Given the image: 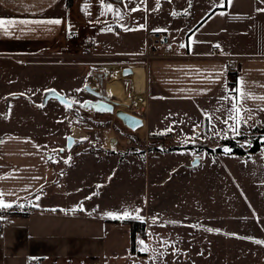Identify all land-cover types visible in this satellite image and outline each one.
I'll return each instance as SVG.
<instances>
[{"label": "crops", "instance_id": "0c3cea01", "mask_svg": "<svg viewBox=\"0 0 264 264\" xmlns=\"http://www.w3.org/2000/svg\"><path fill=\"white\" fill-rule=\"evenodd\" d=\"M106 4H111L113 11H108ZM258 9H264V0H232L231 3L228 0H75L71 8H68L66 0H0V18L62 21L60 25L17 24L10 28L8 34L0 30V199L11 205L0 208V212H29L28 217L10 219L24 218L36 227L45 222L44 230L39 227L40 233L49 237L48 221L52 218H94L96 216H91L90 211L95 212L100 203L105 209L111 208L110 202L101 201L102 197L104 200L105 197L111 198V174H102L103 177L93 179L90 184L82 181L77 185L80 186L76 188L80 206L76 211L71 210L75 214L69 216L65 209L54 204L66 174L76 170L84 176L89 170L79 167L82 159L104 155L86 152L77 158L75 164L57 171V165L49 162L54 148L45 144L48 135L32 128L38 126L34 118L54 108V98L47 99L49 93L61 96L68 93V69L80 68L81 81L66 98L72 104L73 101L84 103L90 100H79L82 92L89 94L86 87L90 78H99L96 85L102 91L104 89L102 73L95 76H90V73L101 71L103 67H109V62L119 60L122 66L114 69H133V75L127 77L133 76L134 81L139 77V82H136L142 83L144 89L146 81L144 127L154 134H169L175 147L192 145L187 149L171 148L165 152L144 154L143 193L145 189L147 198L145 214L142 215L150 226V215L166 211L167 203L163 200H150L153 190L163 197V190L159 189L168 183L166 175H177L172 188L179 182L190 185L194 181L192 174L201 165L205 154L194 152L197 149H193L192 140L201 137L207 127L211 132L210 114L214 107L223 102L230 109L229 98L237 95L240 81H244V91L253 97L264 96V11ZM125 28L133 30L125 31ZM148 33L168 34L175 57L146 62L142 57ZM90 41L95 43L93 53L82 55L80 51L86 49ZM216 45L220 46L222 53L213 51ZM225 55L235 62L242 60L234 90L228 85ZM54 68L59 81L55 86L46 82L53 77ZM143 73L145 80L142 79ZM114 77L118 78L116 73ZM63 79L67 83L64 88ZM36 80H40L38 87L33 86ZM93 88L99 90L98 86ZM117 88H121L120 82L114 81L110 90ZM89 95L95 100L93 95ZM152 103L156 107L151 108ZM143 104L145 106L144 101ZM243 107L251 110L252 119L247 121L248 126L264 123V111L259 110L264 108V101L248 99L243 102ZM56 109L55 121L59 123L60 108ZM23 113L28 119L21 123L20 114ZM163 113L166 120H158ZM190 117L189 128H183ZM232 123L228 121L226 127ZM186 151L190 153L181 155ZM109 157L104 158L108 161ZM170 157L174 160L168 166L164 165L162 161ZM196 160L200 161L198 166L195 165ZM80 191H83L81 195ZM20 206H27V210H17ZM112 206L115 208L116 203ZM125 221L100 219V222H110L106 223L108 226L111 222L122 224ZM10 236L12 231H7L1 238ZM13 236L16 242H20L21 237L16 232Z\"/></svg>", "mask_w": 264, "mask_h": 264}, {"label": "rangeland", "instance_id": "374dc122", "mask_svg": "<svg viewBox=\"0 0 264 264\" xmlns=\"http://www.w3.org/2000/svg\"><path fill=\"white\" fill-rule=\"evenodd\" d=\"M80 52L82 55H90L87 49ZM109 63V67H103L101 71L93 70L90 76L102 73L104 90L109 93L112 101L119 103L116 110H124L144 119L146 81L144 91L139 92L133 76L123 77L125 71L121 68L114 69L122 66L121 61ZM68 70V93L62 95L65 97H70V93L81 81L80 68ZM114 73L118 78L114 77ZM55 74L54 68L53 77L46 82L59 85ZM139 80L138 77V82ZM114 81L120 82L121 88L112 91L109 89L108 92V85L111 88ZM39 82L40 80H36L33 86L38 87ZM66 84L63 79L62 87ZM96 84L97 80L90 78L88 86H98L100 89ZM82 98L79 102L94 100L85 91L82 92ZM138 103L143 106L136 108ZM52 105L54 108L49 109L46 114L34 118L38 126L32 129L48 135L45 144L54 148L49 162L57 165V171L75 164L77 158L86 152L104 155L89 160L82 159L79 167L89 170L84 176L76 170L66 174L54 204L65 209V214L69 216L75 214L80 206L76 190L80 186L77 185H81L82 181L90 184L93 179L103 177L102 174H111V198H101V201L110 202L111 208L105 209L100 203L95 212L90 211L93 214L91 216H96L94 218H52L48 221L49 237L40 233L39 227L44 230L45 222L36 227L24 218L12 220L8 212L1 211L3 230H0V264H264V146L251 157L208 155L207 151L222 148V142L228 138H236L239 145L249 149L258 137L249 130L264 128L263 122L251 126L242 125L239 127L240 134L237 135L223 123L228 118L229 106L223 102L217 104L210 114L211 132L206 123L204 129L207 128L202 136L192 140L193 149H197L194 152L206 155H201V165L192 174L194 181L190 185L179 182L172 188L177 175H166L168 183L159 189L163 190V197H159L155 190L150 195V200L161 199L167 203L166 211L150 215L149 226L143 220L147 198L145 189L143 193L144 154L152 151L165 152L175 147L169 134H154L148 127L133 132L115 114L96 113L91 107H86L85 102L76 104L73 101V107H66L52 99ZM56 107L60 108L59 123L55 121ZM154 107L156 104L152 103L151 108ZM24 113L20 114L21 123L28 119ZM164 114L158 120L165 121ZM189 121L191 122V117L188 124L182 127L189 128ZM69 136L76 140L71 150L67 148ZM223 149L224 153H230L229 148ZM113 153L117 155H112ZM189 153L186 151L181 155ZM105 156H110L108 161ZM171 160H174L173 157L162 162L168 166ZM50 171L54 172V169ZM82 193L80 191L79 195ZM114 202L115 208L112 206ZM18 208L27 210V206L16 209L19 210ZM137 209L138 213L135 211ZM124 211L131 215L116 219H126L127 224L111 222V226H108L106 223L110 222H100L102 217L114 219L108 213L119 214ZM130 220L145 226V231L138 232L134 239L128 224ZM7 231H12V236L2 239V234ZM15 232L21 237L20 242L15 241ZM138 234H142V238H138Z\"/></svg>", "mask_w": 264, "mask_h": 264}, {"label": "snow or ice", "instance_id": "6c2138e0", "mask_svg": "<svg viewBox=\"0 0 264 264\" xmlns=\"http://www.w3.org/2000/svg\"><path fill=\"white\" fill-rule=\"evenodd\" d=\"M171 2V0H169ZM229 3L232 2V0H228ZM108 11H113L111 4L104 5ZM223 6V5H222ZM135 10V9H132ZM259 11H264V9H258ZM173 15H175L173 13ZM117 16L119 18V13H117ZM62 23L59 19H49V20H21V21H15V20H9V19H3L0 18V30H2L5 34L9 33V30L12 26H15L17 24L20 25H60ZM111 29H109L110 31ZM125 31L133 30L125 28ZM157 31H162L161 29H157ZM181 47H184V45H181ZM217 48H219V45H216ZM237 95L235 98H229V102L231 103V108L229 109V115L226 120L223 121V123L228 124V121H233L231 125H229V128L231 131L235 132L237 135H239V127L244 125H247V121L252 119L250 113V109H246L243 107V102L248 99H259L261 101H264V96L262 97H253L250 93H247L244 91V81L239 82V87L236 90ZM67 107V105H66ZM260 111H264V108L259 109ZM245 113H248V115H245ZM60 151H63V149H60ZM11 207L10 204L5 203L2 199H0V208H9ZM137 213L139 212V209L135 210ZM110 217L116 219V218H128L131 213L128 211H124L123 213H108ZM138 218V216H137ZM256 243H261L260 241H256ZM144 251H147V248L143 249Z\"/></svg>", "mask_w": 264, "mask_h": 264}, {"label": "built area", "instance_id": "2783aa9c", "mask_svg": "<svg viewBox=\"0 0 264 264\" xmlns=\"http://www.w3.org/2000/svg\"><path fill=\"white\" fill-rule=\"evenodd\" d=\"M95 43L90 41L88 45H86L87 51L92 54L94 51ZM214 52L222 53V51L214 47ZM175 57V49L171 42V39L166 33H148L147 34V45L145 55L142 57L147 62L156 60V59H170ZM227 60L226 65V75L229 87L234 90L238 79L241 73V64L242 60L239 59L236 62L231 59V57L226 56ZM3 228L2 223L0 222V230ZM138 238H142V234L137 235Z\"/></svg>", "mask_w": 264, "mask_h": 264}, {"label": "water", "instance_id": "95a60500", "mask_svg": "<svg viewBox=\"0 0 264 264\" xmlns=\"http://www.w3.org/2000/svg\"><path fill=\"white\" fill-rule=\"evenodd\" d=\"M86 91L100 99L99 104H94L93 107L96 111H105L111 114H115V116L123 123V125L133 132H137L138 130L144 128L145 122L143 118L138 117L136 115L130 114L124 110H116L115 107L119 105V103L112 101L106 91L103 89V93H100L96 90V88L87 86ZM54 98L57 99L61 104L72 107V102L64 96H61L55 92H51L48 94L47 99ZM76 140L73 136L68 138L67 148L71 150L75 144ZM200 164L199 160L195 161V165L198 166Z\"/></svg>", "mask_w": 264, "mask_h": 264}, {"label": "trees", "instance_id": "16d2710c", "mask_svg": "<svg viewBox=\"0 0 264 264\" xmlns=\"http://www.w3.org/2000/svg\"><path fill=\"white\" fill-rule=\"evenodd\" d=\"M67 1V5L68 8H71L73 6V3L75 0H66ZM250 133L252 134H257L258 137L254 140L253 145L249 148V149H245V147H243L242 145H239L236 142V138L232 139V138H228L226 140H224L222 142V148H218L216 150L213 149H207V151L210 154H221L224 153V149L223 147L229 148L230 149V155H237V156H243V157H251L253 154L259 152L261 150V148L264 146V141L261 142L262 138L264 137V128H252L249 130ZM260 137V139H259ZM192 145H189L187 147H173V149H187V148H191ZM8 214H10L12 217H16V216H20V217H28L29 216V212H9ZM128 224L131 226V234L133 239L135 238L136 234L138 232H144L145 231V226L144 225H139L136 224L135 221L130 220L128 221ZM31 264V262H30Z\"/></svg>", "mask_w": 264, "mask_h": 264}, {"label": "flooded vegetation", "instance_id": "af4514ba", "mask_svg": "<svg viewBox=\"0 0 264 264\" xmlns=\"http://www.w3.org/2000/svg\"><path fill=\"white\" fill-rule=\"evenodd\" d=\"M101 78V77H100ZM98 80H99V78H98ZM98 80H97V83H99L98 82ZM109 89H110V87H109V85H108V87H107V90H108V92H109ZM97 90V89H96ZM98 92H100V93H103V91L101 90V88L99 89V90H97ZM99 102H100V99L99 98H97V97H95V100L94 101H87V102H85V105H86V107H91L96 113L97 112H105V111H103V110H101V111H96L95 110V108L93 107V105L94 104H99ZM74 106V105H73ZM72 106V107H73ZM117 108V106L115 107V109ZM108 113V112H107ZM70 137V136H69ZM68 137V138H69ZM67 143H68V139H67ZM76 143V142H75Z\"/></svg>", "mask_w": 264, "mask_h": 264}, {"label": "bare ground", "instance_id": "6f19581e", "mask_svg": "<svg viewBox=\"0 0 264 264\" xmlns=\"http://www.w3.org/2000/svg\"><path fill=\"white\" fill-rule=\"evenodd\" d=\"M133 73H134V70L133 69H127L126 71H125V75H133ZM144 74V73H143ZM144 77H145V74H144V76H143V80H145L144 79ZM136 81H138V78H136ZM136 81H134L135 82V87H136V90H141L142 92L144 91V87H143V84L142 83H138V82H136ZM139 104V105H138ZM137 105L138 106H136V108H140L141 106H143L142 105V103H138Z\"/></svg>", "mask_w": 264, "mask_h": 264}]
</instances>
